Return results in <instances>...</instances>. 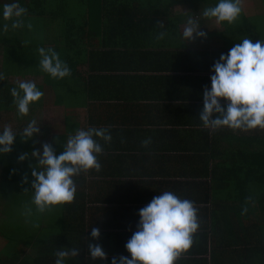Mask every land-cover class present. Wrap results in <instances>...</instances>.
<instances>
[{
    "label": "crops",
    "instance_id": "obj_1",
    "mask_svg": "<svg viewBox=\"0 0 264 264\" xmlns=\"http://www.w3.org/2000/svg\"><path fill=\"white\" fill-rule=\"evenodd\" d=\"M10 3L14 0H0V38L7 35L4 24L12 25L3 17V7ZM248 3L241 0L243 11L232 24L205 18L200 11L189 10L188 6L184 9L179 3L157 15L138 12L131 17L140 19L139 22H131L129 28L127 23L122 30L116 26V33L111 37L100 39L97 35L67 49L71 74L63 79H54L43 72L37 53L40 48H65L59 22L46 19L49 25L46 27L52 34L50 40L56 44L40 37L46 28L40 26V30L28 39L29 49L17 48L15 54L10 48L16 41L17 46L22 44V34L18 32L20 28L11 27L10 41L2 42L8 54L0 58V73L4 76L0 89L11 93L5 87L18 89V82L31 81L44 93L39 101L29 105L26 116L18 115L16 105L9 110L0 109V125L11 127L18 136L17 145L24 141L20 140L21 133L32 120H36L40 128L38 134L26 141L27 150L21 151L19 146L15 149L20 154L28 153L27 182L16 180L15 189L23 187L34 192L32 166L37 171L42 168L31 152L37 149L42 152L43 143L51 144L59 155L68 137L77 129L104 128L112 137L110 142L94 137L102 146V153L97 157L101 170L91 169L74 176L75 199L63 204L77 211L78 226L80 224L86 232L91 233L94 227L100 230L99 239L91 235L87 238L83 247L87 258H91L88 253L91 242L102 246L108 254L107 264H111L113 257L131 258L125 244L137 231L139 209L164 191L193 201L198 209V223L204 224L202 207L208 204L192 200L189 196L199 192L185 183L210 179L197 176L193 169L200 159L203 163L208 160L210 168L211 153L219 151L221 154L227 146L225 132L232 130L235 134H243L249 130H233L226 126L216 130L205 128L199 119L203 91L205 86L211 88L210 77L214 74L211 66L221 54H227L245 38L253 43L264 41V34L253 21L242 25L250 30L249 36L230 32L238 29L243 17L249 20ZM177 6L183 10H176ZM189 17L198 21L205 37L194 34V39L185 41L182 33ZM155 19L163 26L157 25ZM161 32L164 37L158 39ZM85 47L93 51L92 60L77 56ZM113 50L128 52L120 54ZM12 67L17 69L15 75L10 72ZM221 103H225L223 99ZM149 139L146 146L142 144ZM208 190L210 194V186ZM199 233L198 228L192 247L181 253L175 264H208L211 252L200 242Z\"/></svg>",
    "mask_w": 264,
    "mask_h": 264
},
{
    "label": "trees",
    "instance_id": "obj_2",
    "mask_svg": "<svg viewBox=\"0 0 264 264\" xmlns=\"http://www.w3.org/2000/svg\"><path fill=\"white\" fill-rule=\"evenodd\" d=\"M195 2H203L204 6H207L206 2L209 1L14 0V3L27 9L26 14L20 18L24 26L19 27L18 32L21 34L26 32L28 39L32 38L36 30H40V26H49L46 19L59 22L66 46L65 48L53 46L51 49L66 63L70 60L67 49L97 35L100 39L111 37L116 33V26L122 30L127 23L129 28L131 22H139L140 19L134 20L131 17L136 16L138 12L157 15L176 3H188L194 9ZM209 3L210 7L214 6L213 3L218 4L214 0ZM15 19L14 17L5 21L13 23ZM242 20L243 22L238 24V29L230 32L236 36L251 35L250 30H245L242 26L249 20L246 17ZM155 21L159 25V20ZM29 24L31 28L28 27ZM47 31L46 27L41 31L40 37ZM27 38L24 40L22 35V44L17 46L16 41L10 48L11 53L15 54L17 48L21 51L28 50ZM45 39L48 43H54L50 38ZM119 44L122 45L121 42ZM115 51L120 54L128 52L113 50ZM77 56L82 58L86 56L92 60L93 51L85 47L78 51ZM5 88L11 91L13 87ZM2 98L6 100H1ZM13 100L11 93H5L0 89V109H11L15 105ZM224 138L227 146L221 154L219 151L211 153L213 161H210V168L208 160L203 163L200 159L198 166L193 169L197 176H206L210 179L185 183L189 188L199 192L189 196L192 200L208 204L202 207L205 222L199 224L200 242L205 248L210 249L208 264H264V129L257 127L243 134H235L229 130L225 132ZM20 140L22 142L23 137ZM24 141L19 145L14 141L10 153H0V194L8 197L5 201L0 195V204L7 202V208H1L0 216L2 212L10 210L15 225V236L18 237L15 242L6 232L4 242L0 237V264H55L57 258L55 252L67 248H76L80 252L76 257L65 258L64 264H107L106 260L94 261L85 256L83 247L91 233L86 232L80 224L78 226L80 216L77 211L67 205H56L52 211L39 213L32 203L34 192L28 187L26 191L23 187L15 189V181H23L28 172L27 158L20 161L18 157L21 154L19 150L15 151L18 146L21 151L28 149L27 140ZM233 143L234 146L231 147ZM215 158L218 160L214 161ZM29 209L31 214H28ZM198 248L199 244L196 249Z\"/></svg>",
    "mask_w": 264,
    "mask_h": 264
},
{
    "label": "clouds",
    "instance_id": "obj_3",
    "mask_svg": "<svg viewBox=\"0 0 264 264\" xmlns=\"http://www.w3.org/2000/svg\"><path fill=\"white\" fill-rule=\"evenodd\" d=\"M241 0H219L214 7L204 9L205 18H216L218 22L234 23L241 14ZM27 9L18 3L5 4L3 17L13 20L12 28L24 26L20 19ZM158 24L163 26L161 22ZM9 25L4 24V31ZM31 28V24L28 25ZM195 36L205 37L200 30L198 21L189 17L183 30L185 41ZM161 32L158 39H162ZM41 59L39 67L54 79H63L71 74L67 63L62 61L53 49H38ZM211 88L205 86L203 91V109L199 119L205 128L212 130L229 127L233 130H250L257 127L264 129V41L253 43L245 38L235 44L227 54H221L211 66ZM4 76L0 73V80ZM19 89V90H18ZM18 89L12 88L11 95L17 107L18 115L26 116L29 105L39 101L44 95L36 84L31 81L18 82ZM224 100L222 105L221 100ZM40 132L36 120H32L21 133L23 140L31 139ZM94 137L110 142L112 137L108 129L90 127L87 130L77 129L70 135L64 145V151L56 155L53 146L43 143V151L33 150L31 156L37 158V165L42 170H32V189L34 196L32 203L36 211L44 213L52 211L56 205L70 204L75 199L76 185L73 177L82 171L91 169L99 172L101 164L98 155L102 153V146ZM16 135L10 126H5L0 132V153L8 154ZM150 143L142 141L143 145ZM28 153L21 154L18 159L25 160ZM27 182V177H24ZM27 189H25L26 191ZM198 209L194 202L181 199L171 191H164L144 207L139 209L140 217L135 231L125 244L131 258L127 256L113 257L111 264H175L181 253L188 251L193 244V235L199 228ZM246 211V209H245ZM31 214V209L28 210ZM91 237L99 239L100 230L92 228ZM80 250L67 248L55 252V264H64L65 258L79 255ZM88 253L92 259H107V253L99 244L88 245Z\"/></svg>",
    "mask_w": 264,
    "mask_h": 264
},
{
    "label": "rangeland",
    "instance_id": "obj_4",
    "mask_svg": "<svg viewBox=\"0 0 264 264\" xmlns=\"http://www.w3.org/2000/svg\"><path fill=\"white\" fill-rule=\"evenodd\" d=\"M207 1L211 2V0H207ZM214 1L219 2V0H214ZM247 1L249 3H248V5H246V11H249L248 12L249 13V21H253L254 23L258 24V28L260 29V32H262L264 34V0H247ZM209 2H206V5ZM194 4H196V8H194V9L188 3H184L181 6L184 7V9H186L188 6L189 10L200 11V13H203L204 9L211 6V3L208 6H204L203 2H195ZM213 5L215 6L214 3H213ZM241 8H242V6H241ZM176 10H183V9L179 6H177ZM242 11H243V9H242ZM43 27H45V26L43 25L42 28ZM8 28L9 29L7 30V35H5V36L3 35L0 38V58L1 59H3L4 56L8 54V50L6 49L5 44L2 43V42L8 43L10 41L9 32L11 31V27H8ZM22 35H23L24 40H26V38H27L26 32H25V34L23 32ZM51 37H52V34L50 31L49 32L47 31L43 34V38H51ZM54 44H56V43H54ZM16 70L17 69L15 67H12L10 70L11 74L15 75ZM1 100H6V98H2ZM9 114H10V112H8V115ZM0 129H4V128L1 127V125H0ZM0 131H3V130H0ZM15 192H16V190H15ZM10 194H11V192H9V195ZM0 195L3 199H5V201L7 200L8 197H5L3 194H0ZM1 208L6 209L7 208V202L5 204H0V210H1ZM14 210H15V208H14ZM1 214H2V216H0V237L2 238V240L4 242L5 241L4 232H6L7 236L13 242H15V240L18 237L15 236V225H14L13 220L11 218L10 210L2 212ZM30 231H31V229H30ZM1 232H2V234H1ZM8 232H13V233L8 234ZM26 250H28V249H26Z\"/></svg>",
    "mask_w": 264,
    "mask_h": 264
}]
</instances>
